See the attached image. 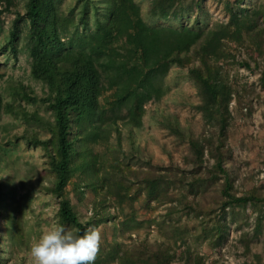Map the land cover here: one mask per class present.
<instances>
[{
    "label": "trees",
    "instance_id": "obj_1",
    "mask_svg": "<svg viewBox=\"0 0 264 264\" xmlns=\"http://www.w3.org/2000/svg\"><path fill=\"white\" fill-rule=\"evenodd\" d=\"M216 1L221 3L227 20L203 28L192 14L202 12L204 0H148L145 15L153 23L143 18L134 0H75L77 16L74 9L63 14L60 0H0V26L5 12L23 4V14L16 15L5 43L0 45V54L17 59L22 23L27 28L30 76L47 89L43 98L24 97L26 102L44 105L50 118L21 106L14 109L4 103L1 91L0 117L10 113L14 120L23 122L27 130L16 140L44 153L53 180L51 187L43 190L58 201L56 223L83 233L89 226L107 220L105 212L95 223L80 221L66 192L73 180L97 195L98 189L103 190L102 203L111 198L120 208L142 196L146 203L165 206L164 218L154 222L158 232L175 245L186 244L188 264H202L198 257L192 259L188 227L179 225L180 218L173 220L181 209L195 213L200 209L196 218L205 212L200 205L195 209L187 198L203 197L209 184H219L215 202L222 218L230 210L235 216V209L260 202L253 194L236 197L232 192L226 168L230 154L224 142L232 118L233 95L238 104L241 96L239 91L234 92L221 63L235 59L230 46L243 50L250 61L264 57V3ZM167 21L176 25L154 24ZM173 67L186 69L185 79L198 91L200 103L196 110L208 129L207 137L196 138L185 135L172 116H161L159 121L170 135L187 145L184 160L190 164L191 170L185 169L190 177L174 166L126 175L117 168L116 156L109 169L104 167L98 149L115 137L119 152V124L131 130L142 127L145 105L160 101L169 91L165 77ZM241 67L250 69L247 61H242ZM260 82L264 87V69ZM210 161L213 165L208 170L205 165ZM201 173L214 177L208 180L198 176ZM7 184L1 180L0 191ZM135 184L138 187L132 193ZM209 213L206 210L205 214ZM226 230V225L218 221L209 228L203 226L201 232L216 248ZM6 233L12 237L13 231L8 228ZM174 256L165 241L142 240L127 251L117 243L99 247L94 264H172Z\"/></svg>",
    "mask_w": 264,
    "mask_h": 264
},
{
    "label": "rangeland",
    "instance_id": "obj_2",
    "mask_svg": "<svg viewBox=\"0 0 264 264\" xmlns=\"http://www.w3.org/2000/svg\"><path fill=\"white\" fill-rule=\"evenodd\" d=\"M134 1L140 6L143 18L153 23L145 15L148 0ZM249 1L252 5L264 3V0ZM74 5L75 0H60L59 8L65 15L74 9L77 16L79 11ZM18 13L23 14L22 3L2 15L0 45L5 43ZM192 15L202 22L203 28L227 20L221 3L216 0H204L202 12H194ZM154 24L176 25L169 21ZM26 35L27 28L21 23L16 60L8 54H0V91L4 103L11 104L14 109L21 106L28 112L38 111L41 116L50 118L44 105L26 102L27 97H24L27 95L39 99L47 96L46 87L30 76L31 60L27 53ZM230 47V53L235 55V59H228L221 64L223 71L229 74L234 92L239 91L241 103L238 104L236 95H233L230 104L232 118L224 142V148L230 154L226 168L236 197L253 194L261 200L256 206L247 203L244 209H235V216L231 215L230 210L222 218L218 203L215 202L218 200L216 195L219 184L211 183L205 196L187 198L195 209H198V205L202 207L205 211L202 216L196 218L200 209L196 213L181 209L173 220L180 218L179 225L188 227L191 240H187V243H191L192 259L198 257L202 264H264V87L260 82L264 57L256 62L250 61L243 50ZM242 61H247L250 69L241 67ZM185 71L176 67L170 69L165 77L169 91L160 101L145 105L143 123L139 130H131L119 124V154L115 137L98 149L104 167L109 169L116 156L119 159L117 168L122 169L126 175L133 171L152 172L161 167L174 166L184 169L187 177H190L189 170H185H191L190 164L184 160L187 145L159 124L161 116L169 115L177 119L185 135L196 138L208 136L202 116L196 110L200 103L198 91L185 79ZM14 119L10 113L0 117V181L8 183L6 189L0 191V264H33L30 247L35 238L56 223L58 201L43 190L44 187H51L53 180L47 170L44 153L39 148H28L16 140L22 137L27 127ZM212 165L213 161H210L205 168L211 170ZM202 173L198 176H205L208 180L214 177ZM77 181L73 180L66 192L80 221L95 223L105 212L108 213L105 223L94 226L101 234L100 247L107 248L117 243L122 250L127 251L142 240L149 243L165 241L171 245L175 255L172 264H188L186 244L175 245L167 241L154 225V222L164 218L165 206L146 203L142 196H136L134 201L127 202L122 208L111 198L102 203L103 190L98 189L97 195L90 187H84L82 182ZM137 187L135 184L132 193ZM206 210L210 211L209 215L205 214ZM218 221L225 224L227 230L224 240L213 248V244L203 237L201 229L205 225L209 228ZM91 227L93 225L88 229ZM8 228L13 231L12 237L6 233ZM212 241H215L214 236Z\"/></svg>",
    "mask_w": 264,
    "mask_h": 264
},
{
    "label": "clouds",
    "instance_id": "obj_3",
    "mask_svg": "<svg viewBox=\"0 0 264 264\" xmlns=\"http://www.w3.org/2000/svg\"><path fill=\"white\" fill-rule=\"evenodd\" d=\"M100 243L94 226L81 233L57 222L34 239L29 251L33 264H94Z\"/></svg>",
    "mask_w": 264,
    "mask_h": 264
}]
</instances>
